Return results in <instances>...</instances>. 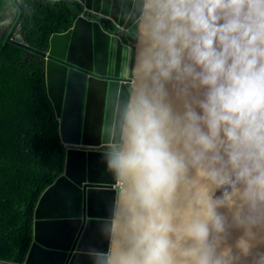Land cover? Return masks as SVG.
Instances as JSON below:
<instances>
[{
  "label": "clouds",
  "instance_id": "9594fccd",
  "mask_svg": "<svg viewBox=\"0 0 264 264\" xmlns=\"http://www.w3.org/2000/svg\"><path fill=\"white\" fill-rule=\"evenodd\" d=\"M132 20L92 264H264V0H133Z\"/></svg>",
  "mask_w": 264,
  "mask_h": 264
},
{
  "label": "water",
  "instance_id": "95a60500",
  "mask_svg": "<svg viewBox=\"0 0 264 264\" xmlns=\"http://www.w3.org/2000/svg\"><path fill=\"white\" fill-rule=\"evenodd\" d=\"M75 1L99 19L79 15L68 31L51 36L46 51L18 34L24 19L21 0H9L1 13L2 37L8 31L3 45L24 49L44 63L47 94L66 148L63 174L35 208L24 264H92L90 249L109 248L100 228L119 203V181L106 171L99 147H107L114 135L109 121L131 88L137 39L127 32L135 26L133 0Z\"/></svg>",
  "mask_w": 264,
  "mask_h": 264
},
{
  "label": "trees",
  "instance_id": "16d2710c",
  "mask_svg": "<svg viewBox=\"0 0 264 264\" xmlns=\"http://www.w3.org/2000/svg\"><path fill=\"white\" fill-rule=\"evenodd\" d=\"M8 2L0 0V22ZM21 4L18 34L40 51L83 11L75 0ZM5 36H0V264H24L33 242L35 208L62 175L66 148L47 94L44 63L24 49L4 46Z\"/></svg>",
  "mask_w": 264,
  "mask_h": 264
},
{
  "label": "flooded vegetation",
  "instance_id": "af4514ba",
  "mask_svg": "<svg viewBox=\"0 0 264 264\" xmlns=\"http://www.w3.org/2000/svg\"><path fill=\"white\" fill-rule=\"evenodd\" d=\"M2 21H4V19H2ZM0 30L2 31L3 30V25H1V23H0ZM0 36H2V35H0ZM131 37V36H130ZM132 38V41H134V39H133V37H131Z\"/></svg>",
  "mask_w": 264,
  "mask_h": 264
},
{
  "label": "rangeland",
  "instance_id": "374dc122",
  "mask_svg": "<svg viewBox=\"0 0 264 264\" xmlns=\"http://www.w3.org/2000/svg\"><path fill=\"white\" fill-rule=\"evenodd\" d=\"M130 34H131V35H134V34H135V27H133V28L130 30Z\"/></svg>",
  "mask_w": 264,
  "mask_h": 264
},
{
  "label": "built area",
  "instance_id": "2783aa9c",
  "mask_svg": "<svg viewBox=\"0 0 264 264\" xmlns=\"http://www.w3.org/2000/svg\"><path fill=\"white\" fill-rule=\"evenodd\" d=\"M102 18V17H101ZM99 148H101V147H99ZM120 187V183L118 182V187L117 188H119Z\"/></svg>",
  "mask_w": 264,
  "mask_h": 264
}]
</instances>
